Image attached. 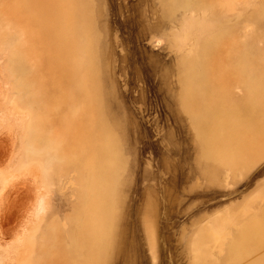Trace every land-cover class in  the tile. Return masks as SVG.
<instances>
[{
    "label": "rangeland",
    "instance_id": "1",
    "mask_svg": "<svg viewBox=\"0 0 264 264\" xmlns=\"http://www.w3.org/2000/svg\"><path fill=\"white\" fill-rule=\"evenodd\" d=\"M0 228V264H264V0H0Z\"/></svg>",
    "mask_w": 264,
    "mask_h": 264
},
{
    "label": "bare ground",
    "instance_id": "2",
    "mask_svg": "<svg viewBox=\"0 0 264 264\" xmlns=\"http://www.w3.org/2000/svg\"><path fill=\"white\" fill-rule=\"evenodd\" d=\"M216 102H217V101L215 100V103H216ZM260 104H261V103H260ZM212 107L215 108L214 106H212ZM9 136H10V135H9ZM8 139H9V138H8ZM32 150H33L35 153L38 152L37 148H36V149H32ZM2 152H3V151H2ZM9 187H10V186H9ZM30 189H31V188H30ZM11 192H12V191H11ZM27 193H29V192H27ZM7 194H8V193H7ZM8 195H9V194H8ZM100 195H101V194H100ZM16 198H17V196H16ZM101 198H102V196H101ZM8 199H9V198H8ZM10 199H11V198H10ZM23 200H24V199H23ZM42 205H43V204H42ZM15 206H16V204H15ZM15 206H14V207H15ZM43 206H44V205H43ZM11 207H12V206H11ZM40 207H42V206H40ZM15 208H16V207H15ZM6 209H7V208H6ZM12 210H13V209H12ZM9 211H10V210H9ZM9 211H8V212H9ZM17 215H19V214H17ZM9 217H12V216H10V214H9ZM13 217H14V216H13ZM4 218H5V217H4ZM5 219L7 220V218H5ZM13 219H14V218H13ZM3 221H4V220H3ZM3 221H2V222H3ZM6 222H7V221H6ZM45 223H46V222H45ZM44 227H45V226H44ZM46 228H47V227H46ZM51 228H53V227H51ZM51 228H50V229H51ZM0 229H1V228H0ZM41 230H42V229H41ZM1 231H2V230H1ZM28 231H29V230H28ZM0 233H1V232H0ZM48 233L50 234L51 232H48ZM48 233H47V234H48ZM1 234H3V232H2ZM35 234H36V233H35ZM35 234H34L33 237H32L33 242H34V240H35V238H34V236H36ZM43 235H44V233H43ZM44 236H46V235H44ZM5 241H6V240H5ZM1 244H2V243H1Z\"/></svg>",
    "mask_w": 264,
    "mask_h": 264
},
{
    "label": "crops",
    "instance_id": "3",
    "mask_svg": "<svg viewBox=\"0 0 264 264\" xmlns=\"http://www.w3.org/2000/svg\"><path fill=\"white\" fill-rule=\"evenodd\" d=\"M12 218V217H11ZM36 236H34V238H45V237H47L48 238V236H44V235H41V236H38V234L36 233L35 234ZM33 237V236H32Z\"/></svg>",
    "mask_w": 264,
    "mask_h": 264
}]
</instances>
